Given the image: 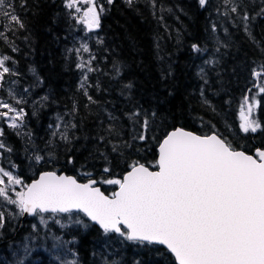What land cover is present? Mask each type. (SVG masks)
Wrapping results in <instances>:
<instances>
[{
    "label": "snow or ice",
    "instance_id": "snow-or-ice-1",
    "mask_svg": "<svg viewBox=\"0 0 264 264\" xmlns=\"http://www.w3.org/2000/svg\"><path fill=\"white\" fill-rule=\"evenodd\" d=\"M113 2L107 0L108 5ZM150 2L155 8L156 0ZM125 3L130 8L135 6V0ZM209 3L198 0L201 9ZM62 4L63 15L57 12L53 23H63L73 35V46L66 52L76 57L75 68L82 73L79 89L89 102L85 108H89L99 104L86 87L88 73L97 70L94 61L99 59L89 40L95 30L101 29L102 15L108 9L103 0H62ZM30 7L29 0H0V28L4 29L0 39L13 53L20 49L6 33L15 37L28 31L26 14ZM216 10L220 12L219 7ZM223 15L236 27L242 26L254 40L251 23L264 17V7L252 13L245 0H224ZM212 30H217L216 24ZM78 32L87 35L77 38ZM103 43L97 35V44ZM217 44L228 47L219 39ZM191 49L194 53L207 51L197 43H192ZM18 63L14 56L0 52V90L7 95L0 99V122L23 142L22 149H17L5 138V129L0 128V237L12 220L25 214L39 223H33L22 239L9 242L11 259L0 260V264H31L34 249L48 240L51 245L45 251L52 257L51 264H80L74 242L80 230L90 229L97 233L102 248L119 245L115 255L121 258L104 259L103 264H264V140L251 146L237 143L239 133L264 132V125L252 116L261 100L251 94V89L240 104L237 132L226 119L224 131L203 117L199 118L203 130H194L184 119L182 107L178 114L170 108L161 111L174 95V86L165 85L166 95H154L145 108L133 95V82L122 84L120 94L132 107L122 117L108 112L106 120L95 126L93 135L83 133V139L92 144L86 162L100 161L102 167L91 164L93 171L83 172L82 181L54 167L60 162L61 148L66 165L75 166L74 153L80 151L75 145L81 139L78 133L83 132V121L76 122L78 102L73 100L72 108L63 115L56 114L55 124L48 125L50 135L46 140L40 138L41 147L27 127L26 107L31 104V117L38 120L50 95L32 99L36 95L33 88L44 80L31 66L27 71L33 83L21 89L24 74ZM203 63L215 68L220 61L212 55ZM124 67L113 58L115 77H120ZM211 70L199 66L197 75L203 83L198 102L202 108L222 115L207 93L211 89L222 98L227 91L222 77L215 82L220 87H213ZM171 76L170 68L161 73L162 80ZM251 77L257 95L264 94V64L259 70L253 67ZM96 87L100 90L99 84ZM224 103L230 104V100ZM84 167L81 165V169ZM32 170L38 175L34 172L29 177L27 172ZM103 185L114 190L106 193ZM53 226H58L60 234L53 232ZM65 235H71V240L64 239ZM126 246H134L130 261L125 259Z\"/></svg>",
    "mask_w": 264,
    "mask_h": 264
},
{
    "label": "trees",
    "instance_id": "trees-1",
    "mask_svg": "<svg viewBox=\"0 0 264 264\" xmlns=\"http://www.w3.org/2000/svg\"><path fill=\"white\" fill-rule=\"evenodd\" d=\"M103 2L108 11L102 15L101 29H97L89 40L93 54L99 57L94 61V68L97 70L88 73L89 79L86 83L89 94L99 104H91L89 108H85L89 102L83 95V90L79 89L82 73L75 68L76 57L74 54L69 56L66 52L67 48L73 46V35L69 34L63 23H53V17L57 12L63 15L62 0H29L31 7L26 14L28 31L21 32L15 37L6 33L9 41H14L19 47V52H11L9 45L0 39V52L14 56L19 62L18 67L24 74L20 87L33 83V77L27 71L31 66L44 80L43 84L33 88L36 95L32 96V99L45 94L50 95L47 107L42 109L38 120L31 117V104L26 107L27 127L33 131L36 142L41 147L43 140L40 138L45 140L48 138L50 135L48 125L55 124L56 114L63 115L72 108L73 100L78 102L76 122L83 121V132L78 133L81 139L75 147L80 151L74 153L75 166L66 165L64 150L61 148L60 162L54 165L57 171L76 175L83 181L82 173L93 171L91 164L97 163L102 167L100 161L86 162L85 158L92 150V144L83 139V133L93 135L95 126L100 120H106L108 112L122 117L123 113L132 107L131 102L120 94L121 85L129 81L134 84L135 99L145 108L150 106L154 95H166L163 91L165 85L174 86V95L161 106V111L170 108L172 112L178 114L182 107L184 119L193 126L194 130H203L199 119L203 117L205 122L211 121L221 131L225 130L226 119L239 132L240 104L243 96L251 89V94L261 100L252 116L264 125V99H262L264 94L257 95L258 89L254 87L251 77V69L255 67L259 70L264 64V52L261 51V48H264V17H257L251 23L250 30L255 38L253 40L244 32L242 26L238 28L224 17V0H210L209 6L204 9L199 7L198 0H156L155 8L151 6L150 0H135V6L132 8L127 6L125 0H114L112 5H108L107 0ZM245 2L252 13L264 7L261 0H245ZM217 7L220 8L219 13ZM21 15L23 16L24 13ZM213 24L217 25L215 32L212 30ZM225 28L228 29L227 33ZM3 30L0 28V31ZM81 34L82 32L76 33L77 38ZM97 35L103 39V44H97ZM25 36L28 37L27 41L24 39ZM217 39L228 47L219 46ZM192 43H197L207 51L194 53L191 49ZM218 46L220 51L217 53L215 50ZM105 48L110 51L106 52ZM212 55H216L220 61L215 68L203 63ZM113 58L125 65L120 77H115L112 73ZM199 66H204L206 70L212 69L209 76L214 88L220 87V84L215 82L222 77L227 95L222 93V98L215 96L211 89L207 93L216 105L217 112L222 115H216L210 109L202 108L198 102L200 85L203 83L197 75ZM169 68L172 76L162 80V71L167 72ZM217 72H220V77H217ZM97 84L100 90H97ZM226 100H230V104H225ZM105 109L107 111H104ZM128 126L131 127L130 124ZM0 128L5 129V138L9 143L17 149H22L23 142L7 128L6 124L0 122ZM261 140H264V132L258 130L255 134L239 133L237 143L251 146L258 145ZM82 145L84 147H81ZM81 165L85 167L81 169ZM34 172L35 170L29 171L27 175L31 177ZM35 175H38V172H35ZM101 187L106 193L114 190L107 185ZM33 223L38 224L39 221L30 216L11 221L3 230L5 235L0 237V260L11 259L9 242L22 239L31 231ZM57 229L58 226L52 228L53 232L60 234ZM40 230L44 231L43 226H40ZM64 239L71 240V235H65ZM43 244V247L34 249L33 256L29 258L31 264H51L52 257L45 251V248L51 245V240ZM133 247L126 246V260L130 261L132 258ZM118 250L119 245L102 248L97 233L91 229L80 230V235L74 242V251L78 253L76 259L80 264H103L104 259L119 260L121 257L115 255ZM72 258L68 257V259Z\"/></svg>",
    "mask_w": 264,
    "mask_h": 264
},
{
    "label": "rangeland",
    "instance_id": "rangeland-1",
    "mask_svg": "<svg viewBox=\"0 0 264 264\" xmlns=\"http://www.w3.org/2000/svg\"><path fill=\"white\" fill-rule=\"evenodd\" d=\"M96 31V30H95ZM87 34H85V33H83L82 32V34H81V36L80 37H83V36H86ZM84 57H85V59H87V54H84ZM21 88V87H20ZM22 89V88H21ZM7 98V95H6V91H2V90H0V99H6ZM25 130H27V129H25Z\"/></svg>",
    "mask_w": 264,
    "mask_h": 264
},
{
    "label": "bare ground",
    "instance_id": "bare-ground-1",
    "mask_svg": "<svg viewBox=\"0 0 264 264\" xmlns=\"http://www.w3.org/2000/svg\"><path fill=\"white\" fill-rule=\"evenodd\" d=\"M11 34V33H10ZM21 43V42H20ZM21 47V46H20ZM71 59V58H70ZM34 91V90H33ZM30 116V115H29ZM53 118V117H52ZM28 121V120H27ZM36 126V125H35ZM39 126H40V124H39ZM39 130V129H38ZM38 138V137H37ZM239 140V139H238ZM22 143V142H21Z\"/></svg>",
    "mask_w": 264,
    "mask_h": 264
},
{
    "label": "water",
    "instance_id": "water-1",
    "mask_svg": "<svg viewBox=\"0 0 264 264\" xmlns=\"http://www.w3.org/2000/svg\"><path fill=\"white\" fill-rule=\"evenodd\" d=\"M25 216H27V214H25ZM24 217V216H23Z\"/></svg>",
    "mask_w": 264,
    "mask_h": 264
}]
</instances>
